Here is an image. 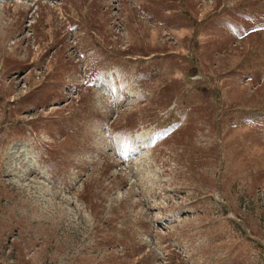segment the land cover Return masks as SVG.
I'll list each match as a JSON object with an SVG mask.
<instances>
[{
	"label": "rangeland",
	"instance_id": "obj_1",
	"mask_svg": "<svg viewBox=\"0 0 264 264\" xmlns=\"http://www.w3.org/2000/svg\"><path fill=\"white\" fill-rule=\"evenodd\" d=\"M0 264H264V0H0Z\"/></svg>",
	"mask_w": 264,
	"mask_h": 264
}]
</instances>
